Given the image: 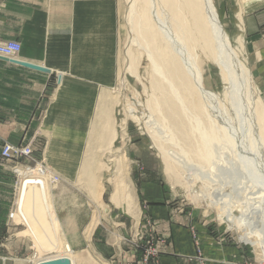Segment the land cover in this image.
Instances as JSON below:
<instances>
[{
  "label": "rangeland",
  "instance_id": "rangeland-1",
  "mask_svg": "<svg viewBox=\"0 0 264 264\" xmlns=\"http://www.w3.org/2000/svg\"><path fill=\"white\" fill-rule=\"evenodd\" d=\"M238 1L214 0L232 46L251 71L253 87L264 103V68L258 61L264 53H258L245 31V16L264 6V0L254 8L249 0H241V6ZM99 2H104V14L109 12L111 27L107 40L104 39L108 43L104 56L100 53L105 44L100 40L92 49L93 78L86 79L78 73L69 85L65 83L68 75L64 69L62 83L56 82L52 89L25 93L23 97L15 93L13 98L19 97L14 101H0L1 111V104L9 107L0 121V264H32L38 259L63 256L64 240L71 244V256L78 264H161V256L170 254L179 256L181 262L209 264L212 257L205 255L199 236L202 227L210 232L212 243L218 248L230 243L237 246L244 264H264L259 248L246 244L241 239V229L229 227L210 204V200L226 193L233 200H242L247 187L241 176L234 169L231 173L222 169V176L211 182L201 177V167L187 170L178 163H170L153 145L156 141L151 131L160 127L151 124L157 115L153 112L155 107L147 106L148 99L151 100L149 63L145 52L130 43L134 35L125 21L128 4L126 0ZM48 3L57 7L56 0ZM241 8L245 11L243 29L239 28L237 18ZM95 12L96 9L90 15ZM14 30L20 32L21 26ZM262 33L264 28H260ZM19 37L11 39L21 44V52L14 61L37 53L44 56L46 45L37 41H43L45 33ZM193 53H198L196 60L204 86L223 95L219 68L199 51ZM128 61L138 77L126 70ZM107 64L109 70L105 71ZM24 75H14L15 80L35 81L31 75ZM83 86L92 87L93 92L82 95ZM5 95L0 92V97ZM72 113H78L79 118L71 123ZM137 113L151 114L153 118L146 119L145 114L140 119ZM101 115L104 121L109 120L107 125L99 124ZM5 143L28 146L32 154L4 158ZM164 144L170 151L176 150L169 148L168 142ZM167 164L171 170L166 169ZM118 181L123 185L117 189ZM113 192L116 196L111 199ZM17 199V214L12 218ZM150 204L166 205L188 216L190 221L182 219L177 224L189 231L192 254L165 249L168 240L159 227L164 222L147 214ZM68 222L72 223L71 228H65ZM88 255H92V262L86 260Z\"/></svg>",
  "mask_w": 264,
  "mask_h": 264
},
{
  "label": "bare ground",
  "instance_id": "bare-ground-1",
  "mask_svg": "<svg viewBox=\"0 0 264 264\" xmlns=\"http://www.w3.org/2000/svg\"><path fill=\"white\" fill-rule=\"evenodd\" d=\"M126 2L128 13L125 21L131 25L129 29L134 35L130 43L145 52L149 63L147 70L151 100L148 99L147 106L152 109L150 105L153 104L156 109L153 112L157 115L153 118L151 114H145L146 119L153 118L151 124L160 127L151 131L156 141L153 145L170 163H178L187 170L193 166L201 167L204 173L201 177L211 182H216L222 176V169H227L229 173L234 169L241 176L247 187V195L242 200H233V196L226 193L220 198L214 197L210 204L215 207L216 215L229 227L241 229V239L252 247H258L264 258V103L253 87L251 71L240 61L232 46L214 0ZM249 2L254 4L253 8L262 4V0ZM238 3L241 6V0ZM241 11L237 13V18L239 28L243 29L244 8ZM108 13H102L101 9L95 13L90 32L78 38V53L92 46L97 34L110 30V20L106 19ZM80 25L73 26L69 33L81 28ZM238 37L242 38V35ZM131 45L127 49L129 56ZM193 51H199L202 57L219 68L223 95L204 86L196 60L198 53ZM12 62L22 65L28 61L19 59ZM39 66L44 67L43 64ZM131 69V61H128L126 70L132 72ZM58 73L61 84L65 71L59 70ZM92 92V87L83 86L80 93L87 95ZM77 114L70 115L71 123L77 121ZM136 115L140 119L145 117L143 113ZM103 118L104 115H101L99 124L107 125L109 120L104 121ZM164 142L176 150L170 151ZM166 169L171 170V165L167 164ZM121 185L123 182L118 181L117 189ZM116 192L112 193L111 199L115 198ZM15 205L12 218L17 214L18 199ZM59 226L64 231L63 226ZM71 226L72 223L68 222L65 228ZM63 250V256H50L49 259L67 257L73 264H78L71 256L72 247L68 241H63ZM86 260L92 262V255H88ZM39 261L41 259L32 261V264Z\"/></svg>",
  "mask_w": 264,
  "mask_h": 264
},
{
  "label": "crops",
  "instance_id": "crops-1",
  "mask_svg": "<svg viewBox=\"0 0 264 264\" xmlns=\"http://www.w3.org/2000/svg\"><path fill=\"white\" fill-rule=\"evenodd\" d=\"M56 2L57 7L49 4L48 0H0V42L18 38L24 34L31 35L36 32L45 33V39L43 41H37V44L41 46L43 44L44 46L46 45L44 56H40V54L37 53V55L34 56H20V59L22 58L38 65L43 64L44 67L50 70L40 71L22 66L15 62L11 63L12 61L8 62L0 58V92L1 94H6L4 97H0V101H14L19 97L16 96L13 98L15 93H20L22 96V94L29 92L41 93L45 92L44 89H52L54 87L53 85L59 81V70L65 69L67 71L68 76L65 77V83L69 85H71L74 79H77L78 73L80 77L85 76L86 79L93 78L94 63L92 61L94 59L92 49L96 45V41L100 40L103 45L105 44L100 53L104 56L105 47L108 44L105 43V40L108 38V30L103 31L101 34H97L94 39L95 43L93 42L92 46L89 48L86 47L85 50L81 49L80 53L77 52V49H80V47H77V43L78 38L90 32L89 30H91V26L94 22L93 16L100 7L103 13L104 2H99V0H79L78 2L77 0L74 2H69V0H61L60 2V0H56ZM101 3H103V6H99ZM46 4L47 7H45ZM96 5L97 7L94 8ZM95 9L96 12L90 15V12H94ZM108 17L109 14L106 16L107 20H109ZM43 20H45L46 24L42 22ZM78 23L81 24V26L83 24V26L69 33L72 27L76 26ZM101 24L102 27H104L103 23ZM19 26H21V31H15L14 27L18 29ZM260 28H264V6L251 11L245 16V31L250 34V41L255 43L258 53L261 54V52L264 53V33L260 34ZM260 57L258 61H261L263 69L264 54ZM108 70L107 64V69H105V71ZM24 74H28V76L31 75L35 81L28 83L24 80H15L14 75L25 76ZM3 77L5 80L2 79ZM60 92H62V90H60ZM7 93L9 94L7 95ZM1 105L5 109L2 111L0 110V121H3L2 115L7 114L9 107L5 104ZM1 132L2 128L0 127V133ZM146 210L148 211L147 214L154 220L164 222V224H159V227L168 240V243L164 245L165 249H174L176 252L178 251V254H192L194 252L190 243L189 231L184 228L182 224H177V222H181L182 219L190 221L186 214H180L174 208H169L166 205L151 206L150 204ZM209 233L210 232L203 227L200 229L199 233L205 255L212 257L209 264L245 263L238 253L237 246L230 243V245L218 248L217 245L212 243L213 238ZM161 264H194V262H181L179 256L170 254L161 256Z\"/></svg>",
  "mask_w": 264,
  "mask_h": 264
},
{
  "label": "built area",
  "instance_id": "built-area-1",
  "mask_svg": "<svg viewBox=\"0 0 264 264\" xmlns=\"http://www.w3.org/2000/svg\"><path fill=\"white\" fill-rule=\"evenodd\" d=\"M20 49H21V44L16 40L9 39L5 41H1L0 57L6 58L9 61L14 60ZM2 154L4 158L21 157V156L29 157L32 154V149L25 145L18 146V145H12L10 143H5L2 150Z\"/></svg>",
  "mask_w": 264,
  "mask_h": 264
},
{
  "label": "water",
  "instance_id": "water-1",
  "mask_svg": "<svg viewBox=\"0 0 264 264\" xmlns=\"http://www.w3.org/2000/svg\"><path fill=\"white\" fill-rule=\"evenodd\" d=\"M10 61H14V60H10ZM22 66L33 68V69L40 70V71H46L44 67H41L39 65H36L30 62L22 63ZM36 264H73V263L71 259L67 257H60V258H55V259L41 260L37 262Z\"/></svg>",
  "mask_w": 264,
  "mask_h": 264
}]
</instances>
